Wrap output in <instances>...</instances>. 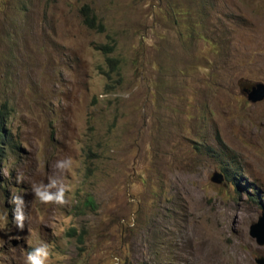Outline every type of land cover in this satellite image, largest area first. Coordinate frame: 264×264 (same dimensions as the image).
Returning a JSON list of instances; mask_svg holds the SVG:
<instances>
[{"label":"rangeland","instance_id":"obj_1","mask_svg":"<svg viewBox=\"0 0 264 264\" xmlns=\"http://www.w3.org/2000/svg\"><path fill=\"white\" fill-rule=\"evenodd\" d=\"M84 6L104 32L84 25ZM257 82L264 0H0L12 143L0 264H25L41 242L49 264H264L250 236L264 215V100L241 91ZM68 157V204H41L33 185Z\"/></svg>","mask_w":264,"mask_h":264},{"label":"clouds","instance_id":"obj_2","mask_svg":"<svg viewBox=\"0 0 264 264\" xmlns=\"http://www.w3.org/2000/svg\"><path fill=\"white\" fill-rule=\"evenodd\" d=\"M73 166L74 161L71 157L58 160L55 164L56 174L50 177L46 184L41 183L33 185L32 193H34L35 198L44 205L55 204L66 206L68 204L66 193L70 191V188L66 185L64 176L73 169ZM220 173L223 175L222 172ZM224 181L225 177L223 182ZM11 202L15 206L13 212L14 224L18 229L23 230L25 228V222L31 219L30 216L25 213V201L22 196H15L12 198ZM262 217H264V215ZM7 219V215L0 216V220L4 221L5 226ZM51 255L50 246L47 243L41 242L39 246L27 253L25 264H49Z\"/></svg>","mask_w":264,"mask_h":264},{"label":"trees","instance_id":"obj_3","mask_svg":"<svg viewBox=\"0 0 264 264\" xmlns=\"http://www.w3.org/2000/svg\"><path fill=\"white\" fill-rule=\"evenodd\" d=\"M81 14L84 16V25L90 29V30H95L98 32H104V25L102 23H97L96 21V16L92 13L91 9L88 6H84L81 9ZM104 54H110L113 52L114 50V46H110L108 44L105 45H101L99 47ZM106 62L110 65V72H113L115 70V64L116 61L113 60L112 58H108L106 60ZM107 78H109V75L106 74ZM107 91L111 90V87H109L108 85L106 86ZM7 114H8V110L6 108L5 104H2L0 106V158L3 157L2 155V150L5 148L3 146H12V143L9 142L8 136L6 134V120H7ZM219 144H222L220 142V140H218ZM222 146V145H219ZM198 151H200L199 148H196ZM204 154V153H203ZM221 171L223 173L226 172V169L224 167H221ZM226 179V176H225ZM92 201L88 200L87 203H91ZM73 233V231H72ZM80 240V239H79Z\"/></svg>","mask_w":264,"mask_h":264},{"label":"water","instance_id":"obj_4","mask_svg":"<svg viewBox=\"0 0 264 264\" xmlns=\"http://www.w3.org/2000/svg\"><path fill=\"white\" fill-rule=\"evenodd\" d=\"M241 91L246 95L247 101L255 104L264 100V83L257 82L245 86ZM223 175L214 171L211 181L216 184L222 183ZM250 235L254 237L258 244H264V217L259 218L258 222L251 226Z\"/></svg>","mask_w":264,"mask_h":264}]
</instances>
